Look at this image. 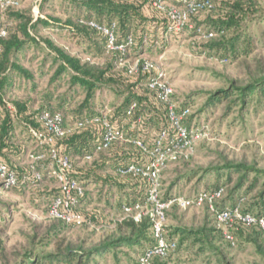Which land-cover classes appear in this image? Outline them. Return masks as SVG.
Segmentation results:
<instances>
[{
  "label": "rangeland",
  "instance_id": "374dc122",
  "mask_svg": "<svg viewBox=\"0 0 264 264\" xmlns=\"http://www.w3.org/2000/svg\"><path fill=\"white\" fill-rule=\"evenodd\" d=\"M254 4L246 19L224 35L225 40L235 36L239 40L227 45V54L223 57V49L217 54L212 51L210 56L199 53L198 45L204 38L192 32L173 37L164 48L144 44L140 50L130 53V58L139 56L164 68L177 101L181 106H188L190 120L203 127L202 135L192 144L191 156L163 172V199L191 197L202 190L213 189L218 180L219 185L226 184L221 202L225 207L241 197H245V207L255 203L253 198L264 182L263 178L255 181L251 174L252 169L264 172V95L255 91L256 96H250L244 111L237 101L232 102L233 96L221 102L213 99L222 90H230L232 86L244 88L264 78V0H254ZM74 14L68 0H52L50 5H43L41 0L0 2V30L9 31L19 22L30 19V35L38 41V45H26L23 54L18 53L15 58L32 79H25L17 72L8 74L1 92L3 100L9 108L13 102L24 100L32 102L33 110L48 104L64 116L66 129L70 128L72 117L91 116L104 108L115 109L123 104L127 95L115 85L97 83L92 98L85 103L87 90L71 82V71L55 77L62 63L46 41L82 65L102 66L110 60L106 53L97 55L88 41L70 40L63 27L66 20L87 12L76 9ZM15 15L21 19H15ZM39 19L48 25H37L35 22ZM201 28L205 31V27ZM245 37H248L247 43ZM93 40L97 44L95 37ZM248 49L251 53L246 55ZM234 51L235 60L232 59ZM14 135L27 147V152L35 148L22 125L16 124ZM239 165L248 171L237 172L232 168ZM107 174L110 173H100L101 176ZM191 176L194 178L189 181ZM243 176L246 177L240 181ZM254 182L251 191H247ZM85 187L86 198L81 211L92 217L82 226H65L58 239L72 244L84 243L86 248H91L106 239L129 237L130 229L125 224L136 212L121 209L127 190L110 184L91 183ZM42 188L55 190L57 185L45 179L38 187L21 192L0 187V264H16L27 252L54 253V247L46 245L45 235L57 222L47 215L49 204L36 198L37 190ZM234 189L236 193L230 198ZM165 226L168 234L177 230L174 236L177 248L157 264H264L263 239L229 244L214 231L213 221L204 206H170ZM180 230L200 234L186 236L181 235ZM141 250L135 244L121 246L115 249L116 255L111 251L93 264H136Z\"/></svg>",
  "mask_w": 264,
  "mask_h": 264
},
{
  "label": "trees",
  "instance_id": "16d2710c",
  "mask_svg": "<svg viewBox=\"0 0 264 264\" xmlns=\"http://www.w3.org/2000/svg\"><path fill=\"white\" fill-rule=\"evenodd\" d=\"M15 3H20L23 0H11ZM72 7L73 15L76 9H84L87 14L73 16L66 20L63 27L69 33L70 40L84 39L89 42L90 48L94 49L97 55L106 53L110 58L102 66H92L88 63L81 64L79 60L65 54L61 49L54 47L50 42L46 41L48 48L56 55L57 59L61 61V65L57 69L56 78L68 71L73 73L71 82L84 86L87 90L85 103L92 98V90L97 83L115 85L117 90L127 92L124 97L123 104L115 109L110 114V121L112 124L122 121L125 118L126 109L131 103L136 102L137 107L133 114L126 118L124 126L126 130V137L134 138L137 135L138 141L144 146L150 147L153 143L156 133L164 128L169 127L167 120L166 109L158 103L155 95L148 92L144 88V83L150 77L149 73L137 74L135 76H128L123 69H117L115 66V56L107 53L105 49L104 37L87 25L94 22L100 25H108L111 22L116 24V35L118 40H123L131 35L134 41L133 51H138L144 45V40L151 48L154 47V41L160 43L159 48H164L163 34L169 25L168 19L161 12H158L152 7L154 0H68ZM201 1V0H198ZM42 4L50 5L52 0H41ZM254 0H213L211 7L201 12L196 13L190 18V23L198 27H205L204 34H212V38L203 40V43L198 45L199 53H205L208 56L212 51L217 54L223 49L222 57L227 54V45L238 41L239 37L235 36L231 40H225L224 35L232 28L236 27L240 21L246 19L248 11L254 9ZM15 19H21V16L15 15ZM30 19H25L19 22L14 29L6 32L5 37H0V161L5 163L10 169L14 170L17 175L18 185L11 189L17 192L28 189V183L24 178H31L32 173L26 165L27 147L22 143L19 137L16 138L15 127L16 124L22 125L28 132L30 139L35 143L29 129H33L38 133H44V128L39 120V117L44 112L59 113L54 111L50 105L45 104L33 110L32 102L30 100L13 102L12 108L7 107V103L3 100L1 92L4 89L7 75L10 73H19L25 79H32V75L20 67L16 62V55L23 54V48L26 45L32 47L38 45L36 38L30 35L28 25ZM37 25H48L43 20H37ZM196 35V32H192ZM96 38L97 44L93 38ZM248 37H245L247 43ZM250 44H247V48ZM251 53V49L247 50L246 55ZM237 58V53H232V59ZM225 60V59H223ZM57 61V60H55ZM222 61V60H221ZM257 93L264 95V78H259L253 83L248 84L244 88L233 87L230 90H222L213 99L217 102L230 99L232 96L237 104L241 106V111L247 107V101L250 96H256ZM181 106V105H180ZM188 107V106H181ZM59 111V110H58ZM61 114V113H60ZM62 115V114H61ZM63 116V115H62ZM64 118V116H63ZM84 118L81 114L72 117L70 128L66 129L65 120L64 128L67 133L60 138L55 137L53 140V147L61 156H67L72 162L71 176L79 181L83 186L91 183L106 185L110 184L118 189H126L127 195L124 203L121 206L125 208H134L135 206H144L147 198L146 183L138 178L129 176L120 177L117 171L131 163L142 165L147 162V156L130 143H113L107 150L99 152L94 156L95 147L99 144L101 138V130L97 126H85L81 129H75V124ZM137 118H140V124H137ZM191 115L189 117V121ZM93 156L92 162H82L84 157ZM237 172L248 171L246 167L239 165L232 167ZM110 173L107 176H101L100 173ZM251 174H254V179L259 178L264 180V172L252 169ZM246 176L241 177L242 181ZM45 178V174H44ZM194 176L188 178L192 180ZM45 182V179L42 183ZM247 191H251L252 187ZM38 185V186H39ZM37 186V187H38ZM226 184L219 185L218 180L213 189L208 191H215L221 189L223 191L220 201L216 206L223 209H234L239 207V212L242 215H250L256 219L264 218V182L261 185L259 192L253 198L254 205L245 207V197L238 198L232 201L229 207L221 204L224 188ZM0 187H2L0 185ZM240 185L238 186V188ZM36 188V187H35ZM34 189V188H32ZM237 189L232 190L230 198ZM39 193V194H38ZM38 199H44L47 204L59 195V190H52L50 188H42L37 190ZM163 199V198H162ZM166 200V199H163ZM206 208V207H205ZM85 217H92L84 214ZM95 218V217H94ZM93 218V219H94ZM55 226L45 235L47 239L46 245L54 247V253H42L34 255L27 252L19 257L16 264H93L97 258H102L106 253L113 252L121 246L131 247L134 244L139 245L142 249L138 258L143 255L146 250L154 247L155 243L150 233V224L148 218H143L141 222L134 223L133 220L126 222V226L130 229L129 237H121L117 239H106L97 246L86 248L84 243L72 244L59 240L58 237L62 233V229L66 225L61 221H57ZM167 231V229H166ZM179 231V230H178ZM214 231L224 238L221 230L214 226ZM233 237V243L226 240L233 245L236 241L240 242H257L263 239L264 232L257 226L245 227L241 224H236L232 230L229 231ZM177 230L171 233H166L167 242H175L174 236L177 235ZM181 235L191 236L192 234H200L198 232H191L188 230H180ZM185 239V238H184ZM142 244H145L143 247ZM177 248V244H176ZM175 248V250H176ZM174 250V251H175ZM165 259V258H164ZM164 259L154 258L151 264H157L158 261ZM136 264L137 261H136Z\"/></svg>",
  "mask_w": 264,
  "mask_h": 264
},
{
  "label": "built area",
  "instance_id": "2783aa9c",
  "mask_svg": "<svg viewBox=\"0 0 264 264\" xmlns=\"http://www.w3.org/2000/svg\"><path fill=\"white\" fill-rule=\"evenodd\" d=\"M11 0H0L2 3H10ZM213 0H154L152 7L165 15L169 25L163 34L164 43H168L173 37L185 32H196L197 36L205 39L212 38V34L205 35L202 28H196L190 23V18L196 13L211 7ZM13 2V1H11ZM91 28L99 32L105 40L107 53L115 56V66L126 71L128 76L149 73L150 77L144 83V88L155 95L159 104L166 109L169 127L158 131L150 147L144 146L134 138L126 137L125 120L131 116L137 107L136 102L126 109L125 118L112 124L110 114L113 109L104 108L97 114L84 116L75 124V129L85 126H97L101 130L99 144L95 147L94 156L107 150L113 143H130L135 145L142 154L147 156V162L139 165L128 164L117 171L120 177L129 176L138 178L146 183L147 198L144 206L134 208L122 207L123 211L136 213L130 217L134 223H139L143 218H148L150 233L154 240V247L137 259L138 264H151L154 258L164 259L176 248L175 242L166 240V213L172 205L183 208L206 207L216 229L221 230L224 238L233 243V237L229 234L236 224L245 227L257 226L264 232V218L256 219L250 215H242L239 207L221 210L216 206L220 201L223 191L202 190L191 197H170L162 199L161 178L167 167L191 156L192 144L203 133V127L194 121H189L190 109L181 107L175 97V92L168 81L167 74L162 66L151 60L141 57L130 58L134 49V41L131 35L123 40H118L116 24L100 25L90 22ZM5 30H0V37H5ZM144 44L147 41L144 40ZM160 43L154 41V47ZM223 62L225 60H222ZM8 107V106H7ZM9 108V107H8ZM44 128V133H38L29 129L35 140V148L26 154V165L31 170V178H24L28 183V189L37 187L44 179L53 180L59 195L48 205L47 215L52 220L61 221L66 225L82 226L88 223L87 217L81 211L82 203L86 198V187L71 176L72 162L67 156H61L53 147L55 137H63L67 130L64 128V118L60 113L44 112L39 117ZM140 124V118H137ZM93 156H86L82 162H92ZM45 174V178H44ZM0 185L11 190L18 185L16 172L0 161Z\"/></svg>",
  "mask_w": 264,
  "mask_h": 264
}]
</instances>
